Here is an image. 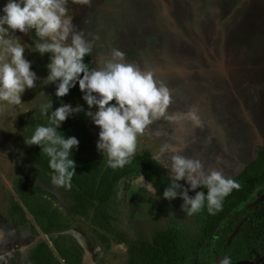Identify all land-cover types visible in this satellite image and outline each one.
<instances>
[{
	"label": "rangeland",
	"instance_id": "obj_1",
	"mask_svg": "<svg viewBox=\"0 0 264 264\" xmlns=\"http://www.w3.org/2000/svg\"><path fill=\"white\" fill-rule=\"evenodd\" d=\"M8 2L0 0V15ZM68 8L74 27L84 32L86 40L99 36L93 68L110 58L112 48H118L128 63L153 70L173 91L175 102L169 114L193 105L200 109L203 129L189 123L181 129L158 121L138 138L136 153L148 151L155 157L167 144L171 151L180 150L200 159L206 169L218 168L231 177L256 158L264 147V0H92L91 7L69 0ZM14 36L25 45V58L38 79L35 88L26 89L19 105L0 108V264H29V250L49 237L41 232L35 236L29 225H14L6 212L8 198L14 195V178L21 173L30 176L17 156L19 127L35 112H52L61 104L79 105L84 111L78 114L84 115L98 109H89L76 86L67 96L56 97L59 82L43 83L51 54L34 52L38 39L34 30L17 31ZM88 121L87 129L101 153L97 148L100 128ZM161 169L171 181L167 168ZM36 182L54 197V206L68 224L52 236H63L75 245L83 255L82 264H127L125 245L112 242L105 249L89 218L70 213L72 203L65 193L49 181ZM251 260L264 264L261 254Z\"/></svg>",
	"mask_w": 264,
	"mask_h": 264
},
{
	"label": "clouds",
	"instance_id": "obj_2",
	"mask_svg": "<svg viewBox=\"0 0 264 264\" xmlns=\"http://www.w3.org/2000/svg\"><path fill=\"white\" fill-rule=\"evenodd\" d=\"M71 2L92 5V0ZM68 3L69 0H9L4 6L0 15V102L4 104L0 108L19 105L26 89L36 87L38 77L25 58L26 47L14 36L17 31L27 34L34 30L38 38L34 52L41 56L51 54L47 65L49 75L43 83L59 82L55 93L58 98L67 96L78 83L89 109H98L88 111L86 116L100 128L97 148L107 157L110 168L130 164L137 151L138 138L158 121L164 120L181 129L185 123L194 129L205 127L197 106L169 114L175 102L173 91L156 78L153 70L128 63L124 52L118 48L111 49L110 58L101 61L100 67L90 68L85 57L93 55L99 36L92 35L91 40H86L84 32L76 30ZM82 111L79 105L73 108L61 104L51 112L47 125H38L25 139L26 145L39 146L41 153L49 158L53 172L51 183L58 188H72L77 167L72 150L79 146L77 138H65L58 129L71 115ZM154 159L167 168L171 179L163 198L168 201L181 198V210L186 216H194L205 208L208 214L215 215L223 210L224 201L233 190L241 189L237 180L226 176L222 170L206 169L200 159L182 154L180 150L171 151L167 144ZM179 181H186L190 187L182 186ZM197 189H207V194ZM189 191L195 195L190 196ZM220 264H231V261L224 257Z\"/></svg>",
	"mask_w": 264,
	"mask_h": 264
},
{
	"label": "trees",
	"instance_id": "obj_3",
	"mask_svg": "<svg viewBox=\"0 0 264 264\" xmlns=\"http://www.w3.org/2000/svg\"><path fill=\"white\" fill-rule=\"evenodd\" d=\"M85 63L89 64L90 68L93 67L92 55L85 57ZM76 90L78 96L83 99L84 93L80 91L78 83ZM50 115L51 112H35L19 127L17 156L25 162L30 176L21 173L14 178L13 191L18 201L10 195L6 212L14 225H29L31 233L35 236L38 235L37 230L49 236L48 242L39 240L29 250V264H82V253L75 245L69 244L62 236H52L54 232L66 229L68 224L63 220L59 209L54 206V197L47 194L36 182H51L53 172L48 164L49 158L41 153L39 146L25 144V139L34 133L38 125H47ZM88 122L86 115L73 114L58 129L65 138L75 137L79 141L78 148L72 150V159L77 165L72 188H60L72 202L70 213L89 218L96 228L98 240L105 249L110 248L111 237L117 243H126L127 264H178V242L175 239L171 241L166 238L167 240L157 247H150L143 239L128 241L116 223L117 209L113 205L118 192L125 191L137 177L142 176L162 191L171 181L148 151L136 153L131 163L123 168H110L107 159L96 150L94 138L87 129ZM234 179L241 185V189L233 190L225 199L223 210L215 215L208 214L206 208L203 211L206 218L213 221V231L231 214L223 229L219 231V238L226 230H232L236 219L247 215V219L225 247L231 262L251 260L256 254L264 256V200L243 212L238 209L240 205L252 202L264 192V147L259 149L256 158ZM182 186L190 187L187 184ZM197 191L207 194V189ZM189 195L194 196L195 193L189 191ZM27 216L32 218L31 222ZM224 244L221 241V246ZM181 249L182 264H199L195 255V244L183 242Z\"/></svg>",
	"mask_w": 264,
	"mask_h": 264
},
{
	"label": "flooded vegetation",
	"instance_id": "obj_4",
	"mask_svg": "<svg viewBox=\"0 0 264 264\" xmlns=\"http://www.w3.org/2000/svg\"><path fill=\"white\" fill-rule=\"evenodd\" d=\"M14 195L12 196L18 201L17 195L15 193ZM182 203L183 201L179 197L173 201L164 199L162 190L156 189L150 182L140 176L131 181L129 187L125 191L118 192L113 205L117 209L116 223L121 231L125 233V237L128 241L143 239L150 247H157L160 246L162 241L167 240L166 238H170L171 241L175 239V241L178 242V264H182L183 254L181 245L183 242L195 244L197 250L195 255L199 259V264H220V261L224 257L230 259L225 248L230 243H228V238L230 237L234 225L247 215L236 219L232 230L230 232L226 230V232L222 234V237L219 238V231L223 229L227 219L231 217V214L227 215L213 231V221L206 218L203 212L204 210L189 217L181 210ZM238 209L240 212L245 211L244 205H240ZM27 218L30 221L31 217L27 216ZM92 226L95 228L94 225ZM37 231L40 232L39 230ZM95 237L97 238L96 228ZM109 237L111 236L109 235ZM221 241L225 243L224 246H221ZM46 242H48V240ZM112 242L115 241L111 237V243ZM118 244L125 245L127 255V244L123 242ZM252 258H254V256ZM232 263L234 262H231V264Z\"/></svg>",
	"mask_w": 264,
	"mask_h": 264
},
{
	"label": "water",
	"instance_id": "obj_5",
	"mask_svg": "<svg viewBox=\"0 0 264 264\" xmlns=\"http://www.w3.org/2000/svg\"><path fill=\"white\" fill-rule=\"evenodd\" d=\"M264 200V192L260 195H258L252 202H248L244 204V209H249L252 206H254L255 204L261 202ZM247 219V216L243 217L242 219H240L235 225L234 228L230 234V237L228 238V243L231 241V239L234 237V235L236 234V232L238 231L239 227L243 224V222ZM232 264H257L256 262L252 261V260H241V261H237L234 262Z\"/></svg>",
	"mask_w": 264,
	"mask_h": 264
}]
</instances>
